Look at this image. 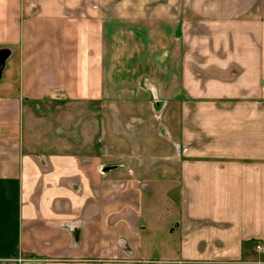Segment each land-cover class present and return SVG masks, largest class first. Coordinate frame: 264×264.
Returning a JSON list of instances; mask_svg holds the SVG:
<instances>
[{
    "label": "crops",
    "instance_id": "0c3cea01",
    "mask_svg": "<svg viewBox=\"0 0 264 264\" xmlns=\"http://www.w3.org/2000/svg\"><path fill=\"white\" fill-rule=\"evenodd\" d=\"M0 264H264V0H0Z\"/></svg>",
    "mask_w": 264,
    "mask_h": 264
},
{
    "label": "built area",
    "instance_id": "2783aa9c",
    "mask_svg": "<svg viewBox=\"0 0 264 264\" xmlns=\"http://www.w3.org/2000/svg\"><path fill=\"white\" fill-rule=\"evenodd\" d=\"M256 250L259 252H264V246L263 245H257Z\"/></svg>",
    "mask_w": 264,
    "mask_h": 264
},
{
    "label": "water",
    "instance_id": "95a60500",
    "mask_svg": "<svg viewBox=\"0 0 264 264\" xmlns=\"http://www.w3.org/2000/svg\"><path fill=\"white\" fill-rule=\"evenodd\" d=\"M1 70V69H0Z\"/></svg>",
    "mask_w": 264,
    "mask_h": 264
}]
</instances>
